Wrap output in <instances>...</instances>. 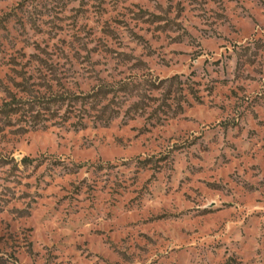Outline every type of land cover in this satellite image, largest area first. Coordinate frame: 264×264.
<instances>
[{
	"label": "rangeland",
	"instance_id": "obj_1",
	"mask_svg": "<svg viewBox=\"0 0 264 264\" xmlns=\"http://www.w3.org/2000/svg\"><path fill=\"white\" fill-rule=\"evenodd\" d=\"M0 264H264V0H0Z\"/></svg>",
	"mask_w": 264,
	"mask_h": 264
}]
</instances>
